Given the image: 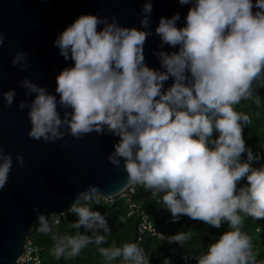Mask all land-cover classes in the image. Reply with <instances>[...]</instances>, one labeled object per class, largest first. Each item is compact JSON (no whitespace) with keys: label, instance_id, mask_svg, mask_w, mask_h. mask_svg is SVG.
Returning <instances> with one entry per match:
<instances>
[{"label":"clouds","instance_id":"9594fccd","mask_svg":"<svg viewBox=\"0 0 264 264\" xmlns=\"http://www.w3.org/2000/svg\"><path fill=\"white\" fill-rule=\"evenodd\" d=\"M178 3L190 5L183 26L178 27L177 12L161 17L155 28L160 45L152 55L159 68L150 67L145 57L147 38L153 35L152 0L142 4L139 27L121 25L115 15L82 14L54 40L64 60L72 61L56 76L55 93L25 77L18 84L32 99L21 100L18 108L28 110L27 135L33 140L63 141L66 147L68 136L117 137L107 160L117 170L123 164L124 187L139 185L153 196L163 194L162 205L173 222L187 216L219 229L227 221L230 230L196 258L197 264H256L251 238L241 231L240 213L264 219V165L253 167L261 155L246 147L243 130L250 118L235 105L251 99L259 103L254 94L264 87V0ZM166 45L172 50H165ZM28 55L16 51L12 65L27 70ZM0 95L11 107L17 92L10 88ZM16 164L25 167L22 155L16 156ZM12 168V155L0 145V190ZM242 180L246 184L238 188ZM98 191L89 185L71 204L77 217L72 228L84 232L54 235L57 259L106 243L111 232L106 216L81 206ZM37 219L38 231L52 232L45 214ZM167 239L182 246L190 234ZM99 251L109 261L120 258V264H150L137 243H113Z\"/></svg>","mask_w":264,"mask_h":264},{"label":"water","instance_id":"95a60500","mask_svg":"<svg viewBox=\"0 0 264 264\" xmlns=\"http://www.w3.org/2000/svg\"><path fill=\"white\" fill-rule=\"evenodd\" d=\"M143 3L144 0H0V31L4 33L0 47V92L10 88L17 92L11 107L0 95V145L13 159L7 185L0 190V264H14L38 214L67 208L89 185L98 186L97 195L106 196L126 188L123 164L117 170L107 160L117 137L96 133L81 139L68 136L66 147L61 146L63 141L29 138L28 110H20L18 104L25 99L31 102L32 97H25L18 81L27 77L55 93L56 76L63 68L72 66V61H65L54 46L56 37L82 14L115 15L121 25L139 27ZM152 4L153 35L147 38L145 57L150 67L159 68L152 55L160 45L155 35L159 19L178 12L181 27L190 5L181 6L178 0H152ZM18 50L29 54L31 67L25 71L11 63ZM165 50L172 49L166 45ZM171 83L169 80L168 84ZM18 154L24 157L23 169L16 164Z\"/></svg>","mask_w":264,"mask_h":264},{"label":"trees","instance_id":"16d2710c","mask_svg":"<svg viewBox=\"0 0 264 264\" xmlns=\"http://www.w3.org/2000/svg\"><path fill=\"white\" fill-rule=\"evenodd\" d=\"M254 96L259 97V103L255 99L241 101L235 105L238 112L247 114L250 118V124L243 130V136L247 148H250L254 154L259 153L261 159L253 163V167L259 168L264 165V87H257ZM218 134L214 133L213 138ZM246 153L242 154L241 159L246 160ZM246 184V180L238 183L237 187ZM135 192L133 199L141 204L147 212L150 220L158 228L167 227L168 237L177 233L190 234V239L181 246L173 242L174 249L184 254H204L211 243L216 242L218 237L225 231L230 230L227 221L222 222V226L217 229L206 225L202 221L192 220L187 216H181L179 221L173 222L171 213L162 205V195L153 196L149 190L142 186L133 185ZM89 206L93 211H100L105 215L111 228L110 234L107 235L106 243L101 245L89 244L81 249L76 257L62 256L57 259L53 254L55 241L53 236L76 235L77 232L83 233L84 230L72 228L73 222L77 220L74 213L69 211L65 216L60 217L58 223H54L49 218V213L45 215L52 226V232L48 234L38 231L39 221L34 219L29 227L28 235L33 239L35 244L40 248L41 264H120V258L115 261H109L101 255V247H110L113 243L117 247L125 243H137L149 256L150 264H164L167 259L169 264H184L183 261L174 254V251L165 241L158 240L154 237L146 236L142 240L136 238L137 217H124L127 209V203L124 198L115 197L113 201L106 202L96 196L91 201H81V206ZM71 206V205H70ZM70 206L67 208L70 209ZM243 217L241 231L250 236L253 246V252L256 255V264H264V219H255L249 216ZM103 235V233H101ZM91 235V233H88Z\"/></svg>","mask_w":264,"mask_h":264},{"label":"built area","instance_id":"2783aa9c","mask_svg":"<svg viewBox=\"0 0 264 264\" xmlns=\"http://www.w3.org/2000/svg\"><path fill=\"white\" fill-rule=\"evenodd\" d=\"M135 188L133 185L126 187L116 195L110 196L100 194V198L106 202H111L115 197L124 198L127 203V209L124 217L129 218L132 216L137 217L136 225V238L142 240L146 236L154 237L158 240L165 241L168 246L174 251V254L179 257L184 264H197L196 258L202 254H184L174 249L173 242H169L167 227L158 228L150 220L147 212L141 204L133 199ZM70 211L69 208H64L57 213H49V218L56 224L59 222L60 217L65 216ZM219 239V237H218ZM217 239V240H218ZM216 240V241H217ZM41 248L35 244L33 239L27 234L24 238L21 252L16 256L14 264H41L40 256Z\"/></svg>","mask_w":264,"mask_h":264}]
</instances>
